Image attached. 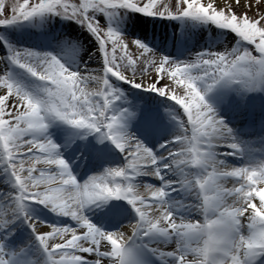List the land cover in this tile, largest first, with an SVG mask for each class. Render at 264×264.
<instances>
[{
	"label": "snow or ice",
	"instance_id": "1",
	"mask_svg": "<svg viewBox=\"0 0 264 264\" xmlns=\"http://www.w3.org/2000/svg\"><path fill=\"white\" fill-rule=\"evenodd\" d=\"M235 3L239 5L240 0H235ZM257 3H261V0H257ZM117 8L132 9L150 16L179 15L211 21L255 45L261 55L254 56L247 50L233 54L208 53L201 54L190 64L170 63L167 58L156 62L150 57L147 63L156 68L158 75L145 85L136 82L135 72L131 78L126 76L121 70L122 65L117 63L125 59L132 63L127 52L128 45L121 34L113 29L105 32L89 14ZM3 10L4 2L0 0V12ZM11 10V17L0 19V25L29 20L45 13H58L86 23L99 40L105 64L104 77L85 78L75 71H69L56 56H46L38 64L32 62L37 53L15 52L12 56L15 64L50 85L44 89L46 95L43 98L25 91L7 76L0 78V90H3L0 91V152L5 156L18 188L15 210L23 211L26 201L50 205L58 213L78 221L86 230L81 232L71 227L48 226L51 231H37L36 225H33V231L37 232V239L51 264H88V256L94 254L114 258L113 264H136V255L128 246L127 238L122 234L99 230L82 213L86 206L112 198L126 199L133 205L139 215V223L134 227L137 235L178 237V250L167 253L176 258L177 264H253L264 257V167L228 170L223 161L216 160L212 151L213 140L227 137L232 130L217 118L205 98L206 92L221 82H237L245 87L264 82V25H261L264 15L257 20H250L247 13L243 18H238L235 13L229 16L211 3L205 6L200 0H179L175 13L167 9L161 11L157 7V0H148L143 6L134 0H82L81 3L72 4L67 0H39L34 5L29 0H23L22 4L14 5ZM135 44L143 53H151V49L139 41ZM118 50L123 55L118 57ZM195 70L202 74L194 75ZM109 74L133 83L137 88L147 87L160 95L169 96L183 108L190 128L175 139L174 143L180 147L169 152V156L184 183L199 189L203 223L178 220L168 210V192L165 188H148L147 191L151 193L149 202V198L140 194L131 183L141 175L143 169L149 167H155L153 174L158 178L163 179V175L158 166L160 161L151 149L139 142L130 144L124 132L125 112L116 114L112 111L120 95L111 87L107 78ZM88 79H96L98 84L102 82V88L99 91H85ZM160 81L165 83L160 85ZM167 81L182 88L183 94L170 91L171 84ZM13 97L16 98L14 103L10 102ZM47 117L59 119L78 129L93 132L103 130L116 148L122 152L128 150L126 169H108L103 175L93 176L85 184H79L67 162L56 155L58 146L51 140L35 138L47 129ZM29 136L33 138L27 139ZM229 146L233 149L239 147L236 143ZM41 163L55 166L60 171L38 170L36 165ZM26 164L28 167H25ZM189 166L203 169L204 172L191 176L185 172ZM37 172L39 175H34ZM228 178L235 180L239 187L223 188L222 181ZM41 184L49 185L46 191H30L39 189ZM229 198L233 203H228ZM153 208L158 215L150 214L149 210ZM5 211L0 209V225L3 226L8 223L4 217ZM245 217L248 221L247 235L241 231ZM105 242L110 245V251H101ZM0 252H3L2 246ZM0 264L9 262L0 256ZM95 264H102V261L97 259Z\"/></svg>",
	"mask_w": 264,
	"mask_h": 264
},
{
	"label": "rangeland",
	"instance_id": "2",
	"mask_svg": "<svg viewBox=\"0 0 264 264\" xmlns=\"http://www.w3.org/2000/svg\"><path fill=\"white\" fill-rule=\"evenodd\" d=\"M3 2L4 10L3 12H0V19L10 18L13 14L11 10L12 7L17 4H22L23 0H3ZM37 2H39V0H29V3L33 5ZM67 2L70 4L81 3L82 0H67ZM134 2H137L138 4L143 6L148 2V0H134ZM200 3L207 6V4L209 3L213 4V0H200ZM178 6L179 0H157V7H159L161 11L167 9L168 11H172L175 13L178 10ZM215 7L217 8V10H223L225 14L229 16L235 13L238 18H243L245 13H247V16L250 20H257L262 15H264V5L261 4L239 8L227 3L222 6L217 5ZM89 14L99 22L100 27L103 28L105 32L108 29H113L121 34L124 43L128 45L127 52L132 63H129L128 59H125L124 61L118 60L117 63L122 65L121 70L124 71V74L126 76H129L131 78L133 72H135L134 79L136 80V82H142L145 85L151 83L152 80L158 75L156 72V68L147 63L150 57H152L156 62L167 58L170 63L190 64L194 63L197 57L201 54L208 53L233 54L247 50L254 56H260L259 52L255 49V45L244 41L242 37H240L234 31L221 28L211 21L196 20L189 17H187V20L184 21V25L189 31H186L187 35L185 38L184 50H186V47L188 46V41L189 45H191L192 43L191 40H193V44L195 43L193 36L201 34V39H198L199 43L194 44V46H197L195 51H185L182 52L183 54L176 55V51H179V53H181V51L175 50V41H168L166 43L167 45L164 44V46H167L169 49H171V51H174L175 54L143 53V50L139 49L136 46L135 42L139 41L148 48L146 41L152 40V33L150 32H152V30L156 26L154 25V20L151 19H153L154 17H162L157 18L161 19L158 20V22L160 24H164L167 28H170V26L173 25L172 21L169 18L174 16H164L166 18L160 15L150 16L142 12H137L127 8L109 9L106 12L94 11L90 12ZM131 19L141 21V23H144L145 28L142 29L140 33L136 30L131 29L129 27V20ZM261 25H264V20H261ZM192 26L194 29L192 28ZM156 28L159 29V26H156ZM217 31L220 32L218 33ZM212 34H218V37H215V35L213 38L217 39V41H219L220 43L214 41L212 46L210 45L211 48L209 49L206 46L205 40L212 36ZM70 35L80 39L84 49L91 46L95 47V50L99 56V59L97 60L99 66L96 68V71L94 70L91 73H87L84 75H81L79 73L78 64L77 67H75L76 70L69 71H75L85 78L104 76L105 65L103 52L101 50L99 40L97 39L96 35L88 29L87 24L81 23L77 18H71L66 15H61L58 13H45L42 16L32 17L29 20L17 21L16 23L9 25H0V78L7 76L11 81L18 84L25 91H28L34 96L43 98L46 95L44 89L49 87L50 85L47 82L41 81L37 77L32 76L31 73H29L26 69H23L19 67V65L15 64L12 61V56L15 52H34L38 55L32 58V62L39 64L46 56H55L56 53H62L67 55L69 58H71L72 61L76 63L81 62L82 58H80V55L70 52L71 41L68 40ZM138 35L141 37H139ZM47 37L49 38V41H44V39ZM43 43L47 45H43ZM36 44L37 47L34 46ZM44 46L45 48H43ZM109 51H111L110 45ZM121 55H123V53L118 50L117 56L119 57ZM193 74L201 75L202 73L199 70H195ZM107 78L110 81L111 87L116 89L118 94L120 95V99L114 103L112 111L118 114L120 112H125V119L123 121L124 132L129 137L130 144L139 142L138 138L132 135V133H134V131L136 130H168V133L173 137V143L177 137L185 134V129L188 128L187 115L184 114L185 112L183 108L180 105L176 104L175 101L171 100L169 96H159V107H154L152 109L151 105L147 106L142 103V99L146 98L147 95L146 91L144 90H149L147 87H141L142 89H139L135 87L133 83H130L131 88H129L126 83L122 82V80L111 76L110 74L107 76ZM158 83L162 85L165 82L160 81ZM167 83L171 84L170 91H175L177 95L183 94L184 90L182 88L176 87L174 82L167 81ZM101 88L102 82L98 84L96 79H88L85 91H99ZM151 92L159 93L157 91ZM130 95L133 96V98H129ZM258 96H263L264 98V82H258L251 87H245L244 85L238 86L237 82H221L220 84L216 85L210 92H206L205 98L207 103L213 108L217 118L222 120L224 124L228 126V124L226 123L227 117L225 118L221 116L224 115L221 110H227L231 112V115L235 114L238 111H241L240 114L243 115L245 113L247 103L256 101ZM13 98L14 99L10 101L12 103H14L16 99L15 97ZM238 98H240V101L236 100ZM152 99L155 100V98ZM45 122L48 125L47 129L35 138L40 140H51L53 143H55L58 146L56 155L67 162L71 172L78 181L80 179L78 177V174H80L82 166L87 162V160L88 163H90L91 156L88 159L87 156H89V153L87 150L85 151V153H80L79 156L78 153H76L74 157H72L70 153H72V151L76 149L75 145L84 142L86 138H90L92 136V132L90 130L75 128L65 123L64 121L53 117H47ZM157 124L161 128L156 129ZM153 133L155 132L151 133L152 138H155L156 134ZM32 138L33 137L31 136L27 137V139ZM164 139L165 138H161V140ZM162 147L163 148L160 150H155L156 152L153 149V153L160 161L158 166L163 170H170V168L173 167L174 164H172V162L170 161V159L172 158L169 156V152L178 149L180 146L175 143H166ZM212 151L215 153V155L219 153V151H221L222 153L228 152L227 150L221 149L218 146L213 147ZM118 152L120 153V151ZM0 153V209H5L6 213L10 209V207H8L10 203H13L12 206H16L15 195L18 193V188L15 185L14 178L11 175V170L5 156L2 152ZM76 156L78 157L75 158ZM120 157V160L118 159L114 162V164L116 165L115 167L126 169L129 159L128 150H125L123 152L121 151ZM70 162L77 169V174H75L76 170H73ZM234 164L235 163H228L227 165L230 166ZM164 165H169V167H164ZM25 167H28V165L26 164ZM36 167L38 170H45V168L50 166L41 163L37 164ZM52 168H55V166H52ZM145 170L147 171V174H151L154 173L153 171L155 170V167H149ZM2 171L8 174L7 178L5 175L4 178H2ZM165 172L167 173V178L165 180L163 179L162 181L164 183L165 181L170 182L171 178L169 179L168 171ZM186 172L189 174L190 170L187 169ZM34 175L38 176L39 172L35 173ZM141 177H143L147 182L149 179H151L149 175H142ZM174 180L176 179H172L171 181L174 182ZM123 183L126 184V181H123ZM45 185L46 184H41L39 189H30V191H40V188ZM34 203H36L37 206H32L29 209H24L26 211V215L33 222L35 220H39V223L45 222L47 224H50L51 226L56 227H60V225L69 223L70 220L66 219L67 221H64L63 218H60L61 214L59 215L58 212H53V214H55L54 216L51 210L52 207L50 205L48 206L51 208H48L47 205L40 204L38 202ZM20 212L21 211L19 210H15V213L18 214V216H14L11 218L7 216L5 217V220L8 221L7 225H0V246L3 247V252L0 253V256L2 257L9 254V251L13 250V248L21 249L22 245L16 244V240L14 239V236L18 231H15L14 234L11 231V241L7 239V235L9 234L10 230L18 221ZM49 231H51V228H49ZM16 236L21 237L20 235ZM32 236L33 234L29 232V241L31 240ZM21 239L23 240V238ZM6 250L7 254L4 253Z\"/></svg>",
	"mask_w": 264,
	"mask_h": 264
},
{
	"label": "bare ground",
	"instance_id": "3",
	"mask_svg": "<svg viewBox=\"0 0 264 264\" xmlns=\"http://www.w3.org/2000/svg\"><path fill=\"white\" fill-rule=\"evenodd\" d=\"M227 3L232 5V6L239 7V8H242L245 6L249 7V6L258 5L257 0H240L239 5H236L235 0H213L214 6H217V5L222 6V5L227 4ZM259 4L264 5V0H261V3H259ZM129 21H130L129 27L133 30H136L139 33L141 32L142 29L145 28L144 23H141V21H136L135 19H131ZM201 36H202L201 34H197L196 36L193 37L194 41H195L194 44L199 43L198 39H201ZM167 37H169V35H167ZM68 40L71 41L70 42V45H71L70 52H72L74 54H78V55H80V58H82L81 62L75 63V64L76 65L78 64V66L80 67L79 69L83 72V74L91 73L94 70L96 71V68L99 66L98 62H97V60L99 59L98 58L99 56L95 50V47L91 46L89 48L84 49L83 45L81 43V40L75 36H72V35H70ZM213 40H215V38H213ZM154 41H156V40H154ZM217 42L220 43L219 41H217ZM149 47L152 50L151 54L161 53L162 49H164L163 41L161 40V41H156V42H150ZM83 58H84V62H83ZM0 69H1V65H0ZM0 91H3V90H0ZM13 99L14 98H11V101ZM221 116L225 117L224 115H221ZM227 127L232 130L231 133L228 134L227 137H216L213 140V144L215 146L219 145V148L224 147L228 150H232L231 155L225 154L226 157H225L224 161H226L228 158L229 159L232 158L234 161H236L238 163V166H230L228 170H231L232 168H241L243 166H245V167L248 166L250 168L264 167V157L263 158L251 157V154L253 152L258 151V150L260 152H264V133H262L261 135H257L254 138L257 140L244 139L245 137L239 135L238 132L235 130V128L237 126H235L232 122H230L229 126H227ZM136 135L138 136L137 133H136ZM138 138H139V136H138ZM226 139L230 140V141H226ZM139 140H141V139L139 138ZM142 141L143 140H141L140 143H143ZM144 141L148 142L149 144L154 143V141L151 139L149 134H147ZM231 143H236L239 147L237 149H233L229 146ZM149 149L153 150L152 147H149ZM229 156H231V157H229ZM216 160L222 161V157H220V159H216ZM240 161L243 162V164H241ZM141 163H143V162H141ZM48 169H53V168H47V170ZM177 171H179V170H177ZM177 171L173 170V172H171V173L175 174V172H177ZM102 174H104V173H102ZM168 174L170 175L169 172H168ZM142 175H149V177L151 179H153L155 181V183H159L162 180V179L158 178L156 175H154L153 173L147 174V172L144 171V169L142 170V173L139 176H142ZM93 176H96V175L89 176V179ZM138 182L140 183V185L144 186V188H139L138 186L134 185L136 187V189L138 191H143L147 195L148 194L151 195V193L149 191H147V189L152 187V186H147V184H149V183L142 177L139 178ZM182 185H184V184H182ZM47 186H49V185H45V186L41 187L40 189H43ZM153 187L159 188L158 186H156V187L153 186ZM222 187L223 188L239 187V184L236 183L235 180H233L232 178H228V179H225L222 181ZM258 200H259V198L257 197V202H258ZM189 201H190V199H187L185 194L178 197V198H172L167 202L169 205L168 210L171 211L178 220H183L185 222H197L198 221V222L202 223L201 212L196 211V206L200 207L199 202H194L193 204L190 205ZM228 203L229 204L233 203L232 198L228 199ZM191 206H192V210L190 209ZM93 211H95V212L99 211V212L105 213V214H108V213L112 214L111 208L105 207L101 201H97L93 204L86 206L82 210V213H83V215H85L88 218L89 221H91ZM149 211H150V214L152 216L158 215V212L155 211V208L150 209ZM66 217L70 218V220L74 224H77L79 226L78 229H76L77 231H81V232L86 231L85 229H83L81 227V225L78 221L74 220L70 216H66ZM103 218H104V216H103ZM127 219H128V216L125 220L127 221ZM247 223H248V221H247V218L245 217L244 218V226H243L244 235H247L248 231H249L247 228ZM93 224L99 230H101L105 233H110L107 229H105V228H108V226L104 227L103 224H95V223H93ZM136 224H137L136 221L133 218H130V221L126 222V225L125 224L122 225L119 233L115 232L113 234H122L125 238H127V241H128L129 237L132 234V231H134V230H132L129 233V230L131 227L133 229ZM45 229H47V228L45 227L44 229H41V230L44 231ZM159 242H162V244L161 245H154V247L159 249L160 253H164V255H161L163 262L167 263V264H177L176 258L174 256H168L167 253L176 252L178 250V248H179L178 237L174 238L173 236H162L161 239L155 240L154 244H157ZM101 251H110V245H107V242H105V244L101 246ZM17 255L14 257H11V260L19 261ZM97 259H100L102 261V264H113V260H114V258H112L110 256L101 257V256H99V254H94V255L88 256V264H95V261ZM22 262H24V261H22ZM37 263L39 264L40 262H37ZM253 264H254V262H253ZM256 264H258V263L256 262Z\"/></svg>",
	"mask_w": 264,
	"mask_h": 264
}]
</instances>
